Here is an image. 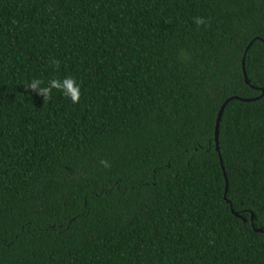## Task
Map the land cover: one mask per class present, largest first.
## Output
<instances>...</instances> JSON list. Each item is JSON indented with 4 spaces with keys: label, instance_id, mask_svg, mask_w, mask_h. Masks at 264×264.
Instances as JSON below:
<instances>
[{
    "label": "trees",
    "instance_id": "trees-1",
    "mask_svg": "<svg viewBox=\"0 0 264 264\" xmlns=\"http://www.w3.org/2000/svg\"><path fill=\"white\" fill-rule=\"evenodd\" d=\"M0 264H264V0H0Z\"/></svg>",
    "mask_w": 264,
    "mask_h": 264
},
{
    "label": "clouds",
    "instance_id": "clouds-1",
    "mask_svg": "<svg viewBox=\"0 0 264 264\" xmlns=\"http://www.w3.org/2000/svg\"><path fill=\"white\" fill-rule=\"evenodd\" d=\"M193 22L197 25L210 26V22L203 17H194ZM51 63L59 68V61L53 59ZM53 89L61 92L66 98H70L72 103H78L80 99V86L76 83L74 77H65L63 80L52 78L45 83L41 79H33L27 86L26 91L31 90L42 96L45 101L50 100ZM100 163L109 168L111 165L106 160H101Z\"/></svg>",
    "mask_w": 264,
    "mask_h": 264
},
{
    "label": "water",
    "instance_id": "water-1",
    "mask_svg": "<svg viewBox=\"0 0 264 264\" xmlns=\"http://www.w3.org/2000/svg\"><path fill=\"white\" fill-rule=\"evenodd\" d=\"M247 49V48H246ZM246 51V50H245ZM245 51H244V54H245ZM244 54H243V58H242V62H241V65H242V69H243V64H244ZM247 82V81H246ZM231 98H227L223 104L220 106L218 112H217V116H216V122H215V140H216V149H218L217 147V131H218V122H219V119H220V116H221V113H222V110L224 108V105L227 103L228 100H230ZM226 180V179H225ZM237 215V213H235ZM250 222L253 221V213L251 212L250 213ZM258 232H263V229L262 228H258V229H254Z\"/></svg>",
    "mask_w": 264,
    "mask_h": 264
}]
</instances>
